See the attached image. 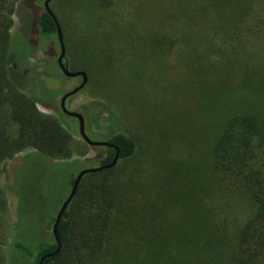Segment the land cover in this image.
<instances>
[{"label": "trees", "instance_id": "trees-1", "mask_svg": "<svg viewBox=\"0 0 264 264\" xmlns=\"http://www.w3.org/2000/svg\"><path fill=\"white\" fill-rule=\"evenodd\" d=\"M18 1L0 0V252L40 264L58 247L54 215L41 236L20 215L8 233L7 174L29 158L17 154L69 162H48L65 175L59 212L77 174L112 164L117 148L114 168L82 178L58 227L62 248L44 264H264V0H86L76 45L54 13L69 68L88 75L78 94L98 90L115 120L114 147L80 160L76 144L89 145L77 119L51 88L40 96L26 84L12 45ZM38 24L59 43L45 10ZM50 103L56 113H43Z\"/></svg>", "mask_w": 264, "mask_h": 264}, {"label": "rangeland", "instance_id": "rangeland-1", "mask_svg": "<svg viewBox=\"0 0 264 264\" xmlns=\"http://www.w3.org/2000/svg\"><path fill=\"white\" fill-rule=\"evenodd\" d=\"M44 2L45 0L18 1L11 29L12 45L15 55L21 59L19 60L21 67L24 66V75H30L26 84L29 82L30 85L36 87L40 96L44 92V85L51 88L56 92L54 102L58 104L62 96L77 87L81 80L65 77L58 68L59 43H57V37L47 40L40 35L38 23L45 10ZM84 5H86V0H58L55 3L52 0L51 3L53 12L63 21L73 45H76L75 40L78 38L79 30L76 28L86 20L82 9ZM73 6H78L79 10ZM19 44L24 47L20 49ZM43 71L45 72L41 73ZM50 73L52 76L50 81H47ZM98 92L95 88L89 87L87 91L68 100L67 108L83 116H86L85 113L88 115L90 121L87 124L86 133L91 140L106 141L107 134L115 127V120L112 119L110 115L112 112L108 111L106 102ZM50 104L51 106H40V110L46 114H55L56 104ZM72 121L75 120L72 119ZM74 140L83 146L78 136L75 135ZM73 154V160L95 156L91 146L81 148L77 144ZM15 158L18 160L15 162L19 164L21 160L28 159L17 167L16 173L8 169L10 174H7L5 182L9 207L8 233H14L15 230L13 232L12 230L16 227L20 215L21 226L28 230L29 237H35L37 233H42V228L46 224L44 222L49 221L53 215L57 216V208L60 205L65 185V175H56L48 169V165L52 163L61 171L68 167L69 162L49 159L30 150L17 154ZM39 234L37 235L41 236ZM0 257H2L1 264H29L23 262L17 252L7 246L1 248Z\"/></svg>", "mask_w": 264, "mask_h": 264}, {"label": "water", "instance_id": "water-1", "mask_svg": "<svg viewBox=\"0 0 264 264\" xmlns=\"http://www.w3.org/2000/svg\"><path fill=\"white\" fill-rule=\"evenodd\" d=\"M51 2L52 0H45L44 2V8L45 11L53 18V20L55 21V23L57 24V36H58V41H59V45H60V55L58 57V66L60 68V70L62 71V73L68 77V78H81L82 81L81 83L75 87L73 90L65 93L60 101V105H61V110L63 111V113L69 117L75 118L78 121V125H79V134L82 137V139L91 147H114L112 144L106 142V141H93L91 140L87 133H86V121H85V117L78 112L75 111H71L67 108V101L69 100V98H71L72 96L78 94L80 91H82L86 85L88 84V75L86 72L84 71H71L69 69V65L68 62L66 61V46H65V41H64V35H63V31L62 28L60 26V24L58 23V20L51 8ZM117 150V154L115 156V159L113 161L112 164L107 165V166H96V167H91V168H87V169H83L81 170L77 176L76 179L74 181V185L71 189V192L69 194V196L67 197V199L63 202L57 216H56V221L53 225V234L55 237V240L57 242V250L54 253H50L45 255L42 259L40 264H44L45 259L53 257L54 255L58 254L62 248V240L60 238L59 232H58V227L59 224L63 218V215L65 213V211L67 210L68 206L70 205V203L72 202V200L74 199L76 192L78 190V187L81 183L82 178L90 173H97V172H101L105 169H111L114 168L118 161H119V150L116 148Z\"/></svg>", "mask_w": 264, "mask_h": 264}, {"label": "flooded vegetation", "instance_id": "flooded-vegetation-1", "mask_svg": "<svg viewBox=\"0 0 264 264\" xmlns=\"http://www.w3.org/2000/svg\"><path fill=\"white\" fill-rule=\"evenodd\" d=\"M52 3V2H51ZM66 61H67V59H66ZM79 79L82 81V79L79 77Z\"/></svg>", "mask_w": 264, "mask_h": 264}]
</instances>
